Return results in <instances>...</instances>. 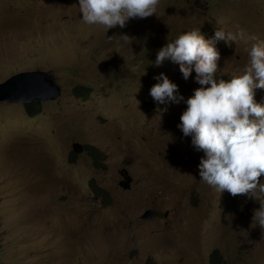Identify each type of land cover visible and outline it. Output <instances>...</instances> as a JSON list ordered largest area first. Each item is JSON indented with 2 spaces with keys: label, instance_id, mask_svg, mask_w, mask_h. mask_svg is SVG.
Returning a JSON list of instances; mask_svg holds the SVG:
<instances>
[{
  "label": "rangeland",
  "instance_id": "rangeland-1",
  "mask_svg": "<svg viewBox=\"0 0 264 264\" xmlns=\"http://www.w3.org/2000/svg\"><path fill=\"white\" fill-rule=\"evenodd\" d=\"M78 7L0 0V85L43 70L63 90L35 117L0 100V264H210L214 252L223 264H264V232L252 227L259 202L219 196L200 180L205 153L178 127L184 100L201 87L194 68L185 80L178 63H154L192 27L206 40L220 28L264 39V0H160L157 13L106 33ZM214 47L220 79L248 63L250 42ZM161 73L184 100L152 98ZM77 86L93 91L77 96ZM254 98L264 105V89Z\"/></svg>",
  "mask_w": 264,
  "mask_h": 264
},
{
  "label": "clouds",
  "instance_id": "clouds-1",
  "mask_svg": "<svg viewBox=\"0 0 264 264\" xmlns=\"http://www.w3.org/2000/svg\"><path fill=\"white\" fill-rule=\"evenodd\" d=\"M78 3L83 22L100 25L106 33L117 25L123 28L129 18L157 13L160 0ZM207 9L206 6L204 10ZM122 38L129 42L126 35ZM237 39L250 42L248 63L232 72L228 80L217 78L220 55L214 43ZM169 59L179 64L185 80L194 68L195 80L201 87L184 100L178 86L161 73L156 77L159 82L150 88V95L160 104L184 100L187 107L180 115L178 127L205 153L198 165L200 180L219 196L227 191L234 197L246 195L258 201L260 207L254 209L252 227L259 225L264 232V105L254 98L255 89H264V39L249 36L243 29L226 32L220 28L211 40H206L198 28L192 27L159 49L154 63L159 66Z\"/></svg>",
  "mask_w": 264,
  "mask_h": 264
},
{
  "label": "water",
  "instance_id": "water-1",
  "mask_svg": "<svg viewBox=\"0 0 264 264\" xmlns=\"http://www.w3.org/2000/svg\"><path fill=\"white\" fill-rule=\"evenodd\" d=\"M62 93V87L57 84L53 73L46 71L23 72L0 85V100L9 103H45L59 99ZM79 146L75 144V150H79ZM133 181L134 178L130 174L122 186L131 189ZM149 214L145 218H150Z\"/></svg>",
  "mask_w": 264,
  "mask_h": 264
},
{
  "label": "trees",
  "instance_id": "trees-1",
  "mask_svg": "<svg viewBox=\"0 0 264 264\" xmlns=\"http://www.w3.org/2000/svg\"><path fill=\"white\" fill-rule=\"evenodd\" d=\"M217 78H219L217 76ZM93 89L86 86H77L75 87V94L77 96H89L92 93ZM27 112L30 116L35 117L39 115L41 111V104L40 103H33L26 105ZM91 185L95 186V182L91 181ZM95 195L98 197H108V194L104 192L102 189L95 187ZM210 264H222V259L220 258L217 252H214L211 255Z\"/></svg>",
  "mask_w": 264,
  "mask_h": 264
},
{
  "label": "bare ground",
  "instance_id": "bare-ground-1",
  "mask_svg": "<svg viewBox=\"0 0 264 264\" xmlns=\"http://www.w3.org/2000/svg\"><path fill=\"white\" fill-rule=\"evenodd\" d=\"M196 2V1H195ZM36 71H43V70H36ZM28 72V71H27ZM46 72H52L53 73V77H54V79L56 80V82H57V84L58 85H60L59 83H58V81H57V79H56V76H55V74H54V72L53 71H46ZM16 75H18V74H16ZM15 76V75H14ZM13 77V76H12ZM11 77V78H12ZM6 103V102H5ZM7 103H9V102H7ZM13 104H23V103H13ZM29 104H33V103H29ZM23 105H27V104H23ZM262 177H264V176H262ZM134 178V177H133ZM133 185V184H132ZM133 187V186H132ZM252 206H253V202H250L249 204H247V205H245L244 207H243V211L245 212V213H247L251 208H252ZM147 214H149V212L147 213ZM245 215V214H244ZM222 264H223V262H222Z\"/></svg>",
  "mask_w": 264,
  "mask_h": 264
}]
</instances>
